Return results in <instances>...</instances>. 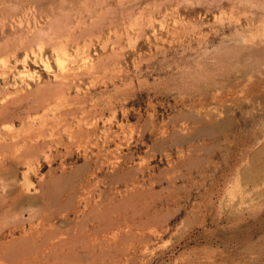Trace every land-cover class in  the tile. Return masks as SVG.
<instances>
[{
    "label": "rangeland",
    "instance_id": "obj_1",
    "mask_svg": "<svg viewBox=\"0 0 264 264\" xmlns=\"http://www.w3.org/2000/svg\"><path fill=\"white\" fill-rule=\"evenodd\" d=\"M0 66V264H264V0H0Z\"/></svg>",
    "mask_w": 264,
    "mask_h": 264
},
{
    "label": "bare ground",
    "instance_id": "obj_2",
    "mask_svg": "<svg viewBox=\"0 0 264 264\" xmlns=\"http://www.w3.org/2000/svg\"><path fill=\"white\" fill-rule=\"evenodd\" d=\"M42 42H43V41H42ZM59 46H60V45H59ZM8 53H9V52H8ZM58 54H59V52H58ZM66 54H67V53H66ZM60 55H61V54H60ZM70 55H71V54H70ZM8 56H9V55H8ZM62 56H63V55H62ZM62 56H61V57H62ZM68 56H69V55H68ZM5 61H6V60H5ZM8 61H9V60H8ZM48 62H49V61H48ZM48 62H47V64H46V66H49L50 62H49V63H48ZM76 62H77V61H76ZM257 63H258V62H257ZM59 64H60V62H59ZM255 64H256V63H255ZM259 64H260V63H259ZM0 67H1V66H0ZM63 67H64V65H63ZM7 74H8V72H7ZM21 75H22V74H21ZM24 75H25V74H24ZM34 75H35V74H34ZM0 88H1V87H0ZM61 89H62V88H61ZM53 91H54V90H53ZM56 92H57V91H56ZM59 92H60V91H59ZM0 93H1V92H0ZM43 93H45V92H43ZM52 94H53V93H52ZM40 95H41V94H40ZM48 95L50 96V94H48ZM42 96H44V95H42ZM45 96H46V94H45ZM59 96H60V95H59ZM35 98H37V96H36ZM35 98H34V99H35ZM54 98H55V97H54ZM61 98H62V97H61ZM38 99H39V98H38ZM38 99H37V100H38ZM16 100H17V99H16ZM18 100H19V99H18ZM35 100H36V99H35ZM35 100H34V101H35ZM43 100H45V99H43ZM47 100H49V99H47ZM52 101H53V100H52ZM65 101H66V100H65ZM7 102H8V101H7ZM9 102H10V101H9ZM9 102H8V103H9ZM11 102H12V100H11ZM11 102H10V103H11ZM13 102H14V99H13ZM15 102H17V101H15ZM15 102H14V103H15ZM32 102H33V101H32ZM36 102H37L38 104H40L39 102H42V101H39V102L36 101ZM48 102H49V101H48ZM58 102H59V101H58ZM58 102H57V103H58ZM2 103H3V102H2ZM44 103H46V100H45ZM4 104H5V103H4ZM12 104H13V103H12ZM33 104H34V102H33ZM33 104H32V105H33ZM38 104H37V105H38ZM52 104H53V102H52ZM52 104H51V106H52ZM55 105H57V104H55ZM1 106H3V105H1ZM7 106H8V105H7ZM29 106H30V104H29ZM33 106H34V105H33ZM36 107H37V106H36ZM40 107H41V106H40ZM40 107H38V108H40ZM42 107H43V106H42ZM44 107H45V105H44ZM30 108H31V106H30ZM38 108H36V110H37ZM3 109H4V108H3ZM3 109H2V110H3ZM8 109H9V108H8ZM10 109H11V108H10ZM32 109H33V108H32ZM47 109H48V108H47ZM0 110H1V109H0ZM2 110H1V113L3 112ZM4 110H5V109H4ZM22 110H23V109H22ZM30 110H31V109H30ZM36 110H35V112H36ZM32 111H33V110H32ZM67 111H69V110H67ZM70 111H71V110H70ZM26 112H27V111H26ZM38 112H39V111H38ZM64 112H65V111H64ZM39 113H40V112H39ZM39 113H38V114H39ZM70 113H71V112H70ZM73 113H75V112H73ZM24 114H25V113H24ZM27 114L30 115L29 112H28ZM43 114H44V113H43ZM43 114L40 115V117L43 116ZM62 114H63V113H62ZM28 115H27V116H28ZM45 115H46V114H45ZM2 116H3V115H2ZM25 116H26V115H25ZM23 117H24V116H23ZM29 117H30V116H29ZM45 117H46V116H45ZM6 118H7V117H6ZM18 118H20V115L18 116ZM21 118H22V115H21ZM21 118H20V120H21ZM31 118H32V117H31ZM42 118H43V117H42ZM200 118H201V117H200ZM36 119H37V118H36ZM4 120H5V119H4ZM6 120H7V119H6ZM25 120H26V119H25ZM31 120H32V119H31ZM34 120H35V118H34ZM8 121H9V120H8ZM24 122L27 124L26 121H24ZM34 122H35V121H34ZM38 122L40 123V121H38ZM38 122H37V124H39ZM43 123H44V120H43ZM43 123H41V126L43 125ZM53 123H54V122H53ZM22 124H24V123H22ZM22 124H21V125H22ZM46 124H47V123H46ZM0 125H1V124H0ZM12 125H13V124H12ZM32 125H33V124H32ZM24 126H27V125H24ZM29 126H30V125H29ZM38 126H39V125H38ZM43 126L45 127V125H43ZM31 127H32V126H31ZM33 127H34V126H33ZM35 127H36V125H35ZM36 128H37V127H36ZM39 128H40V126H39ZM10 129H11V128H10ZM35 130H36V129H35ZM43 130H45V129H43ZM37 131H38V128H37ZM2 132H3V130H2ZM4 132H8V131H4ZM31 132H34V131H31ZM31 132H30V133H31ZM6 134H7V133H6ZM17 134H18V133H17ZM17 134H16V135H17ZM19 136H20V135H19ZM16 137H17V136H16ZM15 141H16V140H15ZM37 143H38V142H37ZM1 144H2V146H4L3 143H1ZM33 144H34V143H33ZM2 146H0V147H2ZM37 146H38V144H37ZM122 158H123V157H122ZM97 161H98V160H97ZM123 167H124V166H123ZM137 169H138V168H137ZM135 171H136V170H135ZM138 171H139V170H138ZM69 173H70V172H69ZM70 174H71V173H70ZM68 176H69V175H68ZM69 177H70V176H69ZM246 183H247V182H246ZM107 191H108V190H107ZM28 193H29V192H28ZM79 194H80V193H79ZM71 197H72V196H71ZM73 197H75V196H73ZM34 198H35V197H34ZM73 199H74V198H73ZM35 200H36V199H35ZM58 200H59V199H58ZM48 201H49V200H48ZM59 201H60V200H59ZM53 204H54V203H53ZM50 206H51V205H50ZM53 207H55V206H53ZM66 207H67V206H66ZM85 207H86V206H85ZM91 207H92V206H91ZM93 208H94V207H93ZM106 208H107V207H106ZM61 209H62V208H61ZM101 209H102V208H101ZM42 210H43V209H41V211H42ZM49 210L51 211V209H48V211H49ZM67 210H68V209H67ZM105 210H106V209H105ZM46 211H47V210L45 209L43 212H46ZM48 211H47V212H48ZM56 211H57V210H56ZM62 211H63V210H62ZM65 211H66V210H65ZM99 211H100V210H99ZM106 211H107V210H106ZM38 212L41 213L40 210H39ZM53 212H55V211H53ZM57 212H58V211H57ZM96 212H97V211H96ZM101 212H102V211H101ZM39 213H38V214H39ZM49 213H50V215H53V214H55L56 212H55V213H52V214H51V212H49ZM60 213H61V212H60ZM46 215H47V219H51V218H48V216L51 217L49 214H46ZM100 215H101V214H100ZM104 215H105V214H104ZM98 217H100V216H98ZM114 217L116 218V216H114ZM66 218H67V217H66ZM109 218H110V217H109ZM115 218H114V219H115ZM61 219H63V218H61ZM97 219L100 220V218H97ZM104 219H105V218H104ZM111 219H112V218H111ZM111 219H110V220H111ZM45 220H46V219H45ZM45 220H44V221H45ZM63 220H64V219H63ZM94 220H95V219H94ZM99 220H98V221H99ZM106 220H107V219H106ZM108 220H109V219H108ZM108 220H107V221H108ZM110 220H109V221H110ZM117 220H118V219H117ZM115 221H116V220H115ZM67 222H69V221L67 220ZM103 222H104V221H102V223H103ZM69 223H70V222H69ZM94 223H95V222H94ZM106 223H107V222H106ZM106 223H105V225H106ZM109 223H110V222H109ZM111 223H113L112 220H111ZM67 224H68V223H67ZM84 225H85V224H84ZM92 225H93V223H92ZM111 225H112V224H111ZM115 225H117V224H115ZM35 226H36V225H35ZM49 226H50V225H49ZM59 226H60V225H59ZM98 226H99V223H98ZM101 226H102V225H101V223H100V227H101ZM113 226H114V225H113ZM118 226H119V225H118ZM54 227H55V226H54ZM60 227H61V226H60ZM93 227H94V226H93ZM107 227H109V226L107 225ZM52 228H53V227H52ZM94 228H96V227H94ZM94 228H93V229H94ZM102 228H103V230H104L105 227H102ZM111 228H112V227H111ZM43 229H44V228H43ZM43 229H42V231H45V230H46V233H48L47 231L50 230L49 228H48V230H47V229L43 230ZM97 229L99 230V228L97 227L96 229H94V231L97 230ZM112 229H113V228H112ZM34 230H35V229H34ZM40 230H41V229H40ZM54 230H55V229H54ZM56 230H57V229H56ZM60 230H61V229H60ZM71 230H73V229L71 228ZM51 231H52V230H51ZM51 231H50V234H52V233L54 232V231H52V232H51ZM76 231H77V232H76ZM76 231H74V234H75V232L78 233V230H76ZM91 231H92V230H91ZM35 232L37 233V230H36ZM39 232H40V231H39ZM58 232H59V231H58ZM58 232H57V233L54 232V233H55V234H58ZM67 232H68V234L70 235L71 231L66 230L64 233H67ZM69 232H70V233H69ZM80 232H81V231H80V229H79V233H80ZM82 232H84V231L82 230ZM33 233H34V232H33ZM43 233H44V232H43ZM59 233H61V232H59ZM79 233H78V234H79ZM30 234H31V233H30ZM44 234H45V233H44ZM35 235H36V234H34V236H35ZM42 235H43V234H42ZM46 235H47V234H46ZM48 235H49V233H48ZM48 235H47V238H46L45 235H43L45 238L43 237L42 239H44L45 241H46V240L48 241V239H49V241H50V240L52 241V239H51L52 237H54V239H56V238H55L56 236H54V234H52L51 238L48 237ZM64 235H66V234H64ZM75 235H76V234H75ZM79 235H80V234H79ZM28 236H30V235H28ZM36 236H38V233H37ZM49 236H50V235H49ZM38 237H39V236H38ZM40 237H41V236H40ZM59 237H60V236H59ZM76 237H77V236H76ZM82 237H83V236H82ZM31 239H32V238H31ZM35 239H36V238H35ZM59 239H61V238H59ZM63 239H64V238H63ZM66 239H67V235H66ZM66 239H65V240H66ZM68 239H69V238H68ZM36 240H37V239H36ZM36 240H35V243H36ZM44 240H43V244L45 243ZM61 240H62V239H61ZM61 240H60V241H61ZM41 241H42V240H41ZM49 241H48V242H49ZM63 241H64V240H63ZM48 242H47V243H48ZM32 243H33V241H32ZM67 243H68V242H67ZM67 243H64V244H67ZM68 244H70V243H68ZM33 245H34V244H33ZM40 245H41V244H39L38 247H41ZM57 245H58V244H57ZM62 245H63V244H62ZM51 246H52V245H50V247H51ZM68 246H69V245H68ZM75 246H76V245H75ZM36 247H37V246H36ZM48 247H49V246H48ZM55 247H56V244L54 245V249H55ZM58 247H59V246H58ZM115 247H116V246H115ZM62 248H64V247H62ZM109 248H110V247H109ZM34 249H35V248H34ZM46 249H47V248H46ZM46 249H45V251H46ZM56 249L58 250L59 248L56 247ZM60 249H61V247H60ZM36 250H37V249H36ZM36 250H35V251H36ZM62 250H63V249H62ZM62 250H61V251H62ZM95 250H96V249H95ZM41 251H42V249H41ZM45 251H44V254H45ZM47 251H48V250H47ZM53 251H54V250H53ZM55 251H56V250H55ZM37 252H38V251H37ZM31 253H32V252H31ZM38 253H39V252H38ZM38 253H37V254H38ZM58 253H60V252H59V251L56 252L57 256H59ZM33 254H34V253H33ZM35 254H36V253H35ZM46 254H47V253H46ZM49 254H50V253H49ZM53 254L55 255V253L53 252V253L51 254V256H54ZM76 254L81 255V254H79V253H77V252H76ZM47 255H48V254H47ZM64 255L66 256V254H63V256H64ZM24 256H25V255H24ZM36 256H37V255H36ZM36 256H35V257H36ZM38 256H39V255H38ZM43 256H44V255H43ZM43 256H42V257H43ZM48 256H49V255H48ZM57 256H56V257L54 256L55 259L58 258ZM61 256H62V253H61ZM61 256H59V257H61ZM65 256H64V257H65ZM82 256H83V255H82ZM42 257H41V258H42ZM32 258H33V257H32ZM48 258H49V257H48ZM48 258H47V259H48ZM26 259H27V258H26ZM26 259H25V260H26ZM28 259H29V258H28ZM28 259H27V260H28ZM53 259H54V258H52V261H54ZM40 260H41V259H40ZM44 260H46V259H44ZM48 260H49V259H48ZM59 260H60V258H59L58 260L56 259V264H59V263H57V262H59ZM61 260L63 261V258H62ZM61 260H60V263L62 264L63 262H61ZM33 261H34V259H33ZM49 261H50V260H49ZM54 262H55V261H54ZM44 263H46V262H44ZM47 263H48V262H47ZM64 263H66V261H64ZM64 263H63V264H64ZM42 264H43V263H42ZM52 264H55V263H52Z\"/></svg>",
    "mask_w": 264,
    "mask_h": 264
}]
</instances>
